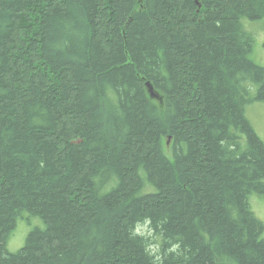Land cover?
<instances>
[{
	"label": "trees",
	"instance_id": "1",
	"mask_svg": "<svg viewBox=\"0 0 264 264\" xmlns=\"http://www.w3.org/2000/svg\"><path fill=\"white\" fill-rule=\"evenodd\" d=\"M243 18L264 0H0V264H264Z\"/></svg>",
	"mask_w": 264,
	"mask_h": 264
},
{
	"label": "rangeland",
	"instance_id": "2",
	"mask_svg": "<svg viewBox=\"0 0 264 264\" xmlns=\"http://www.w3.org/2000/svg\"><path fill=\"white\" fill-rule=\"evenodd\" d=\"M241 22L243 28L251 34L253 39L252 48L249 53L250 59L256 64L264 66V19L251 21L243 18ZM244 115L259 138L264 140V100L252 101L246 104ZM244 143L245 139L243 137L242 144ZM162 145L163 150L169 153V144L166 143V138L162 140ZM248 201L250 209L264 225V197L252 194L249 196ZM43 226L44 224L40 218L24 214L23 218L18 219L16 228L8 239V250L11 252L18 250L24 244L25 237L32 228ZM151 238L153 239L152 235ZM153 247L155 246L153 245ZM228 264L234 263L228 262Z\"/></svg>",
	"mask_w": 264,
	"mask_h": 264
},
{
	"label": "bare ground",
	"instance_id": "3",
	"mask_svg": "<svg viewBox=\"0 0 264 264\" xmlns=\"http://www.w3.org/2000/svg\"><path fill=\"white\" fill-rule=\"evenodd\" d=\"M147 82H149V81H147ZM146 82V83H147ZM150 83V82H149ZM151 84V83H150ZM152 86V85H151ZM146 87H147V84H146ZM152 89H153V87H152ZM147 91H148V87H147ZM153 91H154V89H153ZM155 93H157V95H158V98H154V97H151L150 95V97L151 98H154V99H161L160 98V94L158 93V91H154ZM149 94V93H148ZM170 142V138L168 137L167 139H166V143L167 144H170L169 143ZM148 225H149V223L147 222V221H145V222H141V223H138V225L136 226V231L138 232V233H141L142 235L144 234V235H146V234H148L150 237H151V235H152V233H151V231L149 230V228H148ZM153 246V245H152ZM154 248V247H153Z\"/></svg>",
	"mask_w": 264,
	"mask_h": 264
},
{
	"label": "water",
	"instance_id": "4",
	"mask_svg": "<svg viewBox=\"0 0 264 264\" xmlns=\"http://www.w3.org/2000/svg\"><path fill=\"white\" fill-rule=\"evenodd\" d=\"M147 84V87H148V93L151 97H154V98H158V95L157 93H155L152 89V86L149 82L146 83Z\"/></svg>",
	"mask_w": 264,
	"mask_h": 264
}]
</instances>
